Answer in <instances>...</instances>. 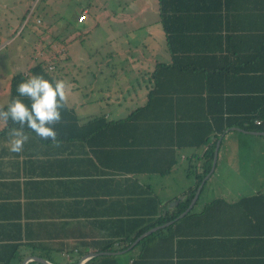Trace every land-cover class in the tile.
I'll return each instance as SVG.
<instances>
[{"label":"crops","instance_id":"0c3cea01","mask_svg":"<svg viewBox=\"0 0 264 264\" xmlns=\"http://www.w3.org/2000/svg\"><path fill=\"white\" fill-rule=\"evenodd\" d=\"M22 2L0 0V23L5 11L19 12L18 30L0 27V51L26 29L21 43L37 45L39 61L48 62L47 52L67 55L64 102L79 122L55 141L24 131L22 149L12 152L0 118V264H264V181L243 180H255L245 163L264 165V140L232 136L252 134L231 128L218 139L216 167L239 155L237 187L203 184L191 207L158 225L185 200L191 170L202 173L212 116L264 110V0H111L103 21L88 4L78 27H107L99 44L106 58L93 48L88 59L69 49L82 32L50 38L34 27L36 13L24 23L30 11ZM57 42L65 51L53 50ZM156 67L164 85L150 112L160 121L145 114L123 122L146 103ZM13 76L0 84V110ZM95 117L113 123L87 124Z\"/></svg>","mask_w":264,"mask_h":264},{"label":"rangeland","instance_id":"374dc122","mask_svg":"<svg viewBox=\"0 0 264 264\" xmlns=\"http://www.w3.org/2000/svg\"><path fill=\"white\" fill-rule=\"evenodd\" d=\"M12 1L16 2V5L19 4V0H12ZM12 1L6 0L7 3H10ZM102 1L105 0H23L22 11L24 12L25 10H29V11L32 10L31 11L32 15H35L36 13L38 15V18L34 17L35 21L34 18L32 21V23L36 25L34 27H37V29L39 30L45 29L46 31H48L49 32L48 36L50 38L51 37L58 38V36H60L59 34H61L67 29L70 31L78 30L82 32L81 34L78 33L79 36H77V38L74 37L75 38L74 42L69 46L72 55L74 52L75 55L80 56L83 59H88V55L90 56L91 54L94 53L92 51L91 52L89 51L92 50L93 48H97L99 51V55L97 57L106 58L104 56V53L101 51L99 44L103 43V41H101V37L104 38L103 37L104 33H107V27L104 22L100 23L99 21L104 20L102 16H104L106 12L107 13L111 12V10L109 9L112 7L110 6L111 0H109L108 4L105 5L103 4ZM88 4L93 5L92 6L93 8H97V10H100L98 13L99 21L96 20V23H98L96 25L98 26L95 27V29H93L92 32H90V34L84 33L85 30L83 29V27H78V23H77V17L80 12V8L85 7ZM93 8L90 9V13L93 12ZM5 12L7 13V18L3 23H0V27L1 29L5 30L4 32H7L6 30H8V28L4 25L5 22L10 25H13V28L11 27L10 30L8 31V33L9 32L13 33L14 30L16 29L18 30L17 27H19L18 26L19 23L17 21L16 22L14 21V13L18 15L19 12H17L16 10L15 11L8 10ZM84 25L86 27L93 25V19L92 17H90V15L88 16L86 22H84ZM26 34H27V30L24 29L20 35L14 37L15 40H13L12 44L7 46L5 49L3 48L0 51V84L1 85L5 82H6L5 84H7L8 78L22 71H25L28 66L34 65L36 62L42 59L36 57L35 55V50L38 49L37 45L34 46L33 44L31 43L28 44L27 42L23 44L21 43L23 39L25 40L27 39ZM32 40H35V38L31 37L30 42ZM53 50L54 51L63 50L62 44L57 42V45L55 44V48ZM63 51H65V49ZM50 54H51L50 52H47L45 57H43L46 60H48V62H49V57L51 56ZM57 54L59 55V59H57V61L54 62L55 79H62L65 82V87H67V85H70L69 84L70 79H68V75H70L71 67L68 70L65 69L64 67L65 62L67 63V55L65 56L64 53L61 54L57 53ZM96 55L97 54L95 52V57ZM64 75L66 76L63 79ZM7 85H9V83ZM5 93H6L5 97L8 96L7 92ZM232 136L234 138H239L235 140H245V141L252 140L253 142L260 141L261 139L264 140V136L244 135V134L232 135ZM258 148L259 146L256 145V149ZM240 150L242 151V147L240 148ZM231 154L232 153H228V155ZM226 161L227 160H225L222 163L220 160L218 162V166L217 167L215 166L216 169L214 168L211 174L209 170L208 174L205 176L207 177L206 181L204 182L205 188H213L215 191L221 192L226 189H230L232 187H237L239 185L240 181L242 180V178L239 179V177H242L241 175H244V172H242L239 169V164H241V162L239 161L238 153L235 152V154L232 155V158H230L229 161L227 162ZM244 166L247 168L249 167L250 171L252 172L251 174L254 175L253 177H255V180L252 178L248 180L243 179L245 182L254 181V184L255 182L257 184H261L264 181L263 164L259 162V166H260L259 168H257L253 163H245ZM194 174L195 173L192 169L191 173H189V179H188L190 182L193 183H194ZM238 174L239 177H237ZM180 182L183 183L184 179L182 178ZM244 185H246V183H244L243 186ZM228 197L230 196L228 195Z\"/></svg>","mask_w":264,"mask_h":264},{"label":"trees","instance_id":"16d2710c","mask_svg":"<svg viewBox=\"0 0 264 264\" xmlns=\"http://www.w3.org/2000/svg\"><path fill=\"white\" fill-rule=\"evenodd\" d=\"M170 37V36H169ZM53 51V50H52ZM59 59V55L57 53H54L52 56L49 58V62H44L39 61L35 65H33L27 73H18L14 75L11 80H10V88H9V100L13 97L16 96V85L18 82H20L23 79H27L30 75L32 74H42L46 78L50 79H55V66L54 62ZM49 67H53V70H50ZM163 69H166L162 67ZM162 70V69H161ZM161 70L158 69V67L155 68V70L151 73V79L153 80V85L148 91L147 94V100L146 103L134 110L123 122H136L140 116H145L146 114V120L150 123H158L160 119L157 117L156 114H152L150 112L151 107L153 104H155L156 100L160 96V85H164L162 79L160 78V72ZM180 73H182V70L180 69ZM165 77V75H164ZM24 99L25 103H27L26 98ZM8 100V102H9ZM244 100V99H243ZM8 104V103H7ZM6 104V106H7ZM5 107H3L0 111L4 110ZM261 109V108H260ZM264 109V108H262ZM5 120V119H4ZM256 121L259 123L257 124ZM78 119L73 111L72 108H70L65 102H64V107L61 110V119L57 122H55L52 127L56 131V138H63L66 136L68 133L73 132V130H69L70 126H78ZM122 121H118L117 123L119 124ZM90 123H99V124H104L105 127L107 125L112 124L113 122H107L104 117H95L90 120H88L87 124ZM211 123H212V128L208 130L207 133L204 135L205 142L208 141V148L206 152L203 154V165L201 166L202 168V173L201 174H196L194 175V184L191 188H189V191L187 194H185V200L181 203L180 208L178 209L177 212L166 216L165 218L161 219L158 222V225H163L169 221L174 220L175 218L178 217V215L183 212L188 205L191 203V201L194 198V195L196 193V190L199 188L200 184L202 183V180L204 177L208 174L209 170L211 169L212 166V160H213V154H214V149L216 146V142L218 141L219 137L223 135L228 129L231 128H237L241 131L239 132H264V110H259L255 115H244V116H232V115H219V116H212L211 118ZM5 125L6 129L10 130L13 127H17V125H14L10 120H5ZM104 127V128H105ZM24 131L32 133L34 136L35 133H33L31 130L25 128ZM237 131V130H235ZM244 131V132H243ZM38 137V136H36ZM39 138V137H38ZM154 152V150H151V152ZM166 170H162L158 173L163 174L166 173ZM263 201V200H262ZM172 226V225H171ZM169 226V228L171 227ZM167 228V229H169ZM5 264H10V259L5 261Z\"/></svg>","mask_w":264,"mask_h":264},{"label":"clouds","instance_id":"9594fccd","mask_svg":"<svg viewBox=\"0 0 264 264\" xmlns=\"http://www.w3.org/2000/svg\"><path fill=\"white\" fill-rule=\"evenodd\" d=\"M15 91L17 95L0 111V118L17 125L10 129V151L19 152L22 149L26 140L23 134L25 128L43 140L55 141L57 134L52 125L61 119L65 82L36 73L18 82ZM21 97L26 98L27 103Z\"/></svg>","mask_w":264,"mask_h":264},{"label":"water","instance_id":"95a60500","mask_svg":"<svg viewBox=\"0 0 264 264\" xmlns=\"http://www.w3.org/2000/svg\"><path fill=\"white\" fill-rule=\"evenodd\" d=\"M231 130L241 131V130H239V129H237V128H232ZM243 132H244V131H243ZM244 133H248V134H252V135H261V136H264V132H244ZM219 142H220V140L217 141L216 146H215V149H214V154H213V160H212V166H211V169H210V174H211V172L213 171V169H214V167H215L216 160H217V153H218ZM206 179H207V177H205V178L202 180V183L200 184V186H199V188H198V190H197V192H196V194H195L193 200L191 201L190 207H191V205L194 204V202H195V200H196V198H197V196H198V194H199V192H200V188L203 186V184H204V182L206 181ZM152 231H153V230H150V231L147 232L146 234H149V233H151ZM39 262H40L41 264H48L47 262H45V261H43V260H39Z\"/></svg>","mask_w":264,"mask_h":264},{"label":"built area","instance_id":"2783aa9c","mask_svg":"<svg viewBox=\"0 0 264 264\" xmlns=\"http://www.w3.org/2000/svg\"><path fill=\"white\" fill-rule=\"evenodd\" d=\"M31 11H32V10H31ZM31 11L29 12L28 16L26 17V20H25V22H24L25 24H26L27 21L30 19ZM84 19H85V16L82 15V16H80V17L78 18V21L81 22V21H83ZM49 69L51 70V69H53V68H52V67H49ZM256 123L258 124L259 122L256 121Z\"/></svg>","mask_w":264,"mask_h":264}]
</instances>
